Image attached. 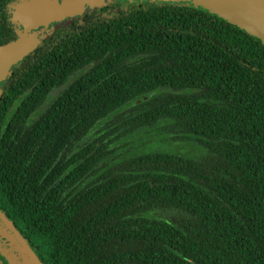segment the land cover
<instances>
[{"label":"trees","instance_id":"1","mask_svg":"<svg viewBox=\"0 0 264 264\" xmlns=\"http://www.w3.org/2000/svg\"><path fill=\"white\" fill-rule=\"evenodd\" d=\"M18 1L0 0V45L19 38ZM34 36L0 82V222L40 264H264L261 37L167 0H113ZM163 122L205 153L106 164Z\"/></svg>","mask_w":264,"mask_h":264},{"label":"water","instance_id":"2","mask_svg":"<svg viewBox=\"0 0 264 264\" xmlns=\"http://www.w3.org/2000/svg\"><path fill=\"white\" fill-rule=\"evenodd\" d=\"M198 1L264 40V0ZM88 2V0H67L60 5L57 0H19L13 8L12 19L36 26L47 25L65 17L81 14ZM36 44L37 41L28 36L0 45V82L25 55L35 48ZM21 243L35 264H40L22 240Z\"/></svg>","mask_w":264,"mask_h":264},{"label":"rangeland","instance_id":"3","mask_svg":"<svg viewBox=\"0 0 264 264\" xmlns=\"http://www.w3.org/2000/svg\"><path fill=\"white\" fill-rule=\"evenodd\" d=\"M100 0L97 2H102ZM126 1V0H125ZM132 1V0H129ZM181 3H191L201 6L198 0H167ZM164 122L159 126L144 129L119 141L117 151L105 162H114L117 158L124 159L150 152H165L187 158L199 157L205 153V148L196 140H171L164 130ZM0 253L6 257L8 264H35L25 250L19 235L6 223L0 222Z\"/></svg>","mask_w":264,"mask_h":264},{"label":"flooded vegetation","instance_id":"4","mask_svg":"<svg viewBox=\"0 0 264 264\" xmlns=\"http://www.w3.org/2000/svg\"><path fill=\"white\" fill-rule=\"evenodd\" d=\"M65 1H67V0H65ZM88 1L89 2H88V4L85 5L83 12L85 10H87L88 8H90V7L103 5V4H106V3L110 2V1H113V0H105V1H102V2H97V0H88ZM98 1H100V0H98ZM58 2H59L60 5L63 3L61 1H58ZM14 6H13V8H14ZM13 8L11 9V13H10V18H11L10 26L12 27V30L17 33L19 38L20 37L24 38V37H28V36H31V37L34 38L35 37L34 36L35 31H37L38 29H43V27L46 28V27H48V26H50L51 24L54 23V22H51V23H48L47 25L36 26V25L29 24V23H26V22H23V21H15V20L12 19Z\"/></svg>","mask_w":264,"mask_h":264}]
</instances>
